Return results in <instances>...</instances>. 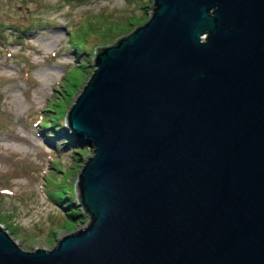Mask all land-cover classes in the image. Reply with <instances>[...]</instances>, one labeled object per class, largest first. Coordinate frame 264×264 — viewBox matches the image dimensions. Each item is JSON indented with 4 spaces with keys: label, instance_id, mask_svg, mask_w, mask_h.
I'll use <instances>...</instances> for the list:
<instances>
[{
    "label": "water",
    "instance_id": "obj_1",
    "mask_svg": "<svg viewBox=\"0 0 264 264\" xmlns=\"http://www.w3.org/2000/svg\"><path fill=\"white\" fill-rule=\"evenodd\" d=\"M65 129L88 223L0 264H264V0H154L101 45Z\"/></svg>",
    "mask_w": 264,
    "mask_h": 264
},
{
    "label": "rangeland",
    "instance_id": "obj_2",
    "mask_svg": "<svg viewBox=\"0 0 264 264\" xmlns=\"http://www.w3.org/2000/svg\"><path fill=\"white\" fill-rule=\"evenodd\" d=\"M153 4L154 0H0V222L21 248L50 249L60 237L88 223L90 215L81 204V220L62 215L47 188L57 179L67 186L71 179L77 181L93 149L74 160L67 142L55 141L56 149L50 136L45 137L40 121L43 114H56L50 107L54 100L58 108L66 103L65 95L72 94L71 104L76 100L95 68L94 47L112 44L143 24ZM144 13L145 20L110 40L107 31L129 24L125 15L138 21ZM66 112L60 117L63 124ZM57 190L56 194L60 187Z\"/></svg>",
    "mask_w": 264,
    "mask_h": 264
},
{
    "label": "trees",
    "instance_id": "obj_3",
    "mask_svg": "<svg viewBox=\"0 0 264 264\" xmlns=\"http://www.w3.org/2000/svg\"><path fill=\"white\" fill-rule=\"evenodd\" d=\"M145 6V4L143 5ZM154 4L152 5V9H153ZM147 16V13L141 14L139 15V20L138 21H134L132 20V18L128 15H125V17L123 18L124 20L126 19L127 22L129 24H123L120 25L118 27L117 30H112L110 29V31H107V33H110V40L117 37L119 33H123L129 30V28H131L133 25H136L139 21L141 20H145ZM142 24V23H141ZM128 33H124L122 35H120V37L127 35ZM1 39V36H0ZM2 40V39H1ZM117 40V39H116ZM115 40V41H116ZM114 41V42H115ZM3 42V41H1ZM113 42V43H114ZM95 52H97L99 50V47L97 48L96 46L94 47ZM95 60V58H94ZM93 67V66H92ZM91 69V68H90ZM90 69L88 71H90ZM72 95V94H71ZM71 95L67 96L65 95L64 99L66 100V103H62V107L58 108L57 105L59 104V101H53L50 105V107H52V111H54L56 114L50 115V114H43L42 115V120L40 121V125H42L43 127V132L45 137H49L50 136V141L53 144H56L55 141L61 140V143H65L67 142L70 146V150L73 152L72 157L74 158V160H80V156L86 152H89V150H91V147L88 146V144H86L84 138L76 136L72 131L68 130L65 131L63 129V122L62 120H60V117L63 116V114H65L66 110L68 109V107L70 108L71 105V100L70 97ZM63 96V94H62ZM49 110V109H47ZM51 110V108H50ZM69 110V109H68ZM68 115V112H66ZM52 119V121H51ZM46 129H51V130H46ZM56 149L58 148L57 144L55 145ZM52 160V158H51ZM57 170L59 171L60 169L57 168ZM57 170H55V174H57ZM46 177V176H45ZM55 179V178H54ZM72 184L68 185L59 182V180H55L52 184H50V187L47 188L48 190V195L51 197V199L57 203V205L63 210L62 215H68L70 217L75 218L74 222L77 220H81L82 216H85V212L83 211H79L80 206L79 204H81V194L79 192V179L76 180H72ZM60 187V191L58 194H56V192H58L57 188ZM78 193V197H79V202H77L75 200V194ZM82 205V204H81ZM81 216V217H80ZM10 217V215L8 216V218ZM1 220V219H0ZM5 220V219H4ZM3 221V220H1ZM12 227L14 228V226L12 224L6 223L5 227ZM53 233H55V230H53Z\"/></svg>",
    "mask_w": 264,
    "mask_h": 264
}]
</instances>
